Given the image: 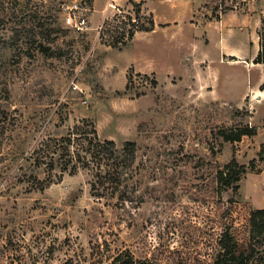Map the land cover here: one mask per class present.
Listing matches in <instances>:
<instances>
[{
	"label": "rangeland",
	"instance_id": "1",
	"mask_svg": "<svg viewBox=\"0 0 264 264\" xmlns=\"http://www.w3.org/2000/svg\"><path fill=\"white\" fill-rule=\"evenodd\" d=\"M90 1L0 0V264H109L123 251L137 261L184 253L191 264L208 263L222 227L217 197L236 201V221L244 206L254 209L244 200L264 204L253 188L264 182L258 148L264 127L254 146L249 137L224 142L221 133L243 129L234 116L246 113L228 112L232 117L201 105L191 83L156 89L151 78L128 74L126 98L119 100L123 77L106 74L102 60L106 48L128 41L125 25L114 23L112 10L99 38L96 21L81 31L65 24L69 13L87 17ZM220 2L226 10L238 3ZM223 71L241 77L238 68ZM258 111L264 117V104ZM84 120L117 149L136 144L117 191L92 196L89 171L57 180L58 168L44 191H33L29 177L49 173L34 166L36 148ZM232 159L246 167L241 196L240 190L217 195L216 171ZM259 255L264 264V247Z\"/></svg>",
	"mask_w": 264,
	"mask_h": 264
},
{
	"label": "crops",
	"instance_id": "2",
	"mask_svg": "<svg viewBox=\"0 0 264 264\" xmlns=\"http://www.w3.org/2000/svg\"><path fill=\"white\" fill-rule=\"evenodd\" d=\"M237 1L233 8L220 10V0H133L143 28L133 32L124 47L106 48L102 60L106 74L119 72L123 77L117 88L122 96L117 98H126L128 74L151 78L156 89L172 81L179 87L191 83L200 94L201 105L225 108L232 117L228 112L246 113L244 118L234 117L254 131L249 137L253 144L264 127L258 111L264 104V64L254 63L260 34H264V0ZM109 3L121 10L133 8L129 0H91L87 24L96 21L98 27L111 11L106 10ZM224 68H238L241 77L229 76ZM263 183L253 188L258 186L264 195ZM239 190L241 196L242 184ZM244 201L254 209H264L252 197Z\"/></svg>",
	"mask_w": 264,
	"mask_h": 264
},
{
	"label": "trees",
	"instance_id": "3",
	"mask_svg": "<svg viewBox=\"0 0 264 264\" xmlns=\"http://www.w3.org/2000/svg\"><path fill=\"white\" fill-rule=\"evenodd\" d=\"M138 15V6L133 0H129ZM139 20V19H138ZM140 28H143L140 25ZM138 28V29H140ZM133 36L129 33L128 40ZM260 50L254 60L255 64H264V34H260ZM128 42V41H127ZM127 42L121 44L122 47ZM121 47V48H122ZM155 86L156 83L153 81ZM3 113H0V116ZM254 131L243 127L236 131L225 134L221 133L224 142H239L242 137H251ZM260 148L259 160L262 161V150ZM136 144L126 141L120 149L116 148L114 141L100 140L93 124L89 121H81L74 125L65 136L59 138H47L41 142L34 151V166L39 168L45 166L48 175L43 180L30 176V186L33 191H44L53 181L51 171L59 169L58 179L67 173L75 174L79 170H86L92 174L90 182V193L92 196L100 195V191L110 190L116 192L122 183V171L131 167L135 160ZM255 161L249 162L248 170L254 172ZM246 173V167L239 165L235 159L216 171V183L220 194L224 190L236 193L239 190L241 176ZM216 208L221 211L222 227L216 241V251L211 260L205 264H263L259 257V249L264 247V209H252L245 207L238 221L233 217L236 211V201L230 200L227 204L217 197ZM163 259H162V258ZM109 264H191L184 253L177 254L171 258V254H160L152 260H135L128 251L116 254Z\"/></svg>",
	"mask_w": 264,
	"mask_h": 264
},
{
	"label": "built area",
	"instance_id": "4",
	"mask_svg": "<svg viewBox=\"0 0 264 264\" xmlns=\"http://www.w3.org/2000/svg\"><path fill=\"white\" fill-rule=\"evenodd\" d=\"M221 1V0H220ZM222 5L219 6V9H222ZM76 8V7H74ZM112 10L113 11V18L115 19V24L116 25H125L126 27V33L124 36L125 41L128 40V35L129 33H133L138 29V26L140 25V21L138 20V18L136 17L135 11L134 9H130V10H121L116 8L114 5L112 4H107L106 10ZM73 9H70V11L72 12ZM87 9L84 8V11H86ZM103 23L104 21L101 23V25L98 27V38L99 36L102 34V30H103ZM65 24H67L70 28L76 30V31H81L83 28L86 29L87 28V19L86 17H77L75 16L73 13H69L66 18H65Z\"/></svg>",
	"mask_w": 264,
	"mask_h": 264
}]
</instances>
